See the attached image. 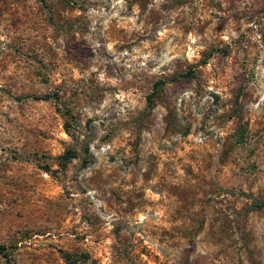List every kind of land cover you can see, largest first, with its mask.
I'll list each match as a JSON object with an SVG mask.
<instances>
[{
	"label": "rangeland",
	"instance_id": "rangeland-1",
	"mask_svg": "<svg viewBox=\"0 0 264 264\" xmlns=\"http://www.w3.org/2000/svg\"><path fill=\"white\" fill-rule=\"evenodd\" d=\"M0 264H264V0H0Z\"/></svg>",
	"mask_w": 264,
	"mask_h": 264
},
{
	"label": "trees",
	"instance_id": "trees-1",
	"mask_svg": "<svg viewBox=\"0 0 264 264\" xmlns=\"http://www.w3.org/2000/svg\"><path fill=\"white\" fill-rule=\"evenodd\" d=\"M44 1L45 0H39V2H41V3H44ZM51 98V96L50 95H44V96H42V97H39V98H36V99H38V100H49ZM69 128H68V125H67V123L65 122V124H64V130H65V132L67 133V135L73 140V141H77L79 138H80V134H79V132H71V131H69L68 130ZM83 163L86 165L87 164V161H86V159L83 161ZM256 207L257 208H261L262 206L260 205V204H257L256 205Z\"/></svg>",
	"mask_w": 264,
	"mask_h": 264
}]
</instances>
